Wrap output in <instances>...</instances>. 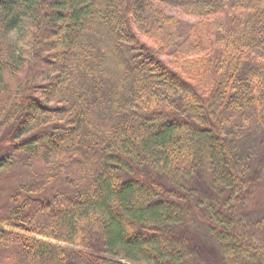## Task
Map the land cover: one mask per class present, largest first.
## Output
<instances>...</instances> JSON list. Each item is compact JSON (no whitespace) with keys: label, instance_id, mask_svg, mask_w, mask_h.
<instances>
[{"label":"trees","instance_id":"1","mask_svg":"<svg viewBox=\"0 0 264 264\" xmlns=\"http://www.w3.org/2000/svg\"><path fill=\"white\" fill-rule=\"evenodd\" d=\"M261 130L264 0H0V264H264Z\"/></svg>","mask_w":264,"mask_h":264},{"label":"rangeland","instance_id":"2","mask_svg":"<svg viewBox=\"0 0 264 264\" xmlns=\"http://www.w3.org/2000/svg\"><path fill=\"white\" fill-rule=\"evenodd\" d=\"M169 8V7H167ZM192 21V20H190ZM194 22V21H192ZM196 22V21H195ZM23 33L20 35L17 32H13L11 33V40L13 43H18V45H20V47H23V43H25L24 39H22L21 42V37H22ZM21 42V43H20ZM25 48V47H24ZM123 52H128V48L123 46ZM28 50V49H26ZM117 62V61H116ZM115 68H112V73L113 74V79H107V83H108V87L107 89H105V93H106V99L113 101L114 97L116 96L121 97L122 96V92L121 87H119V85L116 83V81H118L119 76H123V69L126 67L125 65L122 66H116ZM41 66H39V70L41 71ZM117 75V76H115ZM115 82H114V81ZM242 146L241 151L242 154L245 156V159L248 160L247 162L250 163L251 168H250V173L249 175L252 177L253 174L256 175L257 177H262L264 178V130H261L258 132V134L256 136H248L246 141L244 142L241 141L240 142V146ZM28 179V175H25L22 171H20L19 169L14 172L12 175L7 176L4 178L3 182H2V188L4 189V191L6 193H11L13 188L16 187L21 180H27ZM247 207H244L242 211L243 213H247L246 211ZM48 241V240H47ZM197 241H199V243H204V241H202L201 239L197 238ZM51 243L53 244H58L55 241H52ZM61 245V244H59ZM64 246V245H61ZM66 246V245H65ZM205 247L208 248L207 243H205ZM204 264H215L212 260H208L206 258H204ZM222 262V261H221Z\"/></svg>","mask_w":264,"mask_h":264},{"label":"bare ground","instance_id":"3","mask_svg":"<svg viewBox=\"0 0 264 264\" xmlns=\"http://www.w3.org/2000/svg\"><path fill=\"white\" fill-rule=\"evenodd\" d=\"M41 241H45V242H51L50 240L48 239H45V238H40ZM48 240V241H47Z\"/></svg>","mask_w":264,"mask_h":264}]
</instances>
